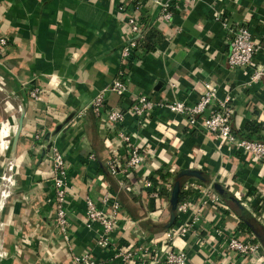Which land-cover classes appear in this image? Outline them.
Returning <instances> with one entry per match:
<instances>
[{"label":"crops","instance_id":"1","mask_svg":"<svg viewBox=\"0 0 264 264\" xmlns=\"http://www.w3.org/2000/svg\"><path fill=\"white\" fill-rule=\"evenodd\" d=\"M121 1L0 0V40H10L6 50L0 47V87L5 90L0 91V123L10 120L13 108L22 105L26 109L15 154L22 161L19 189L0 215V222L8 224L0 231V253L5 257L0 264H47L44 254L59 247L49 241L52 209L46 200L53 196V188L45 183L49 170L41 161L42 151L33 149L32 138L38 128L45 129L46 134L53 132L76 111L85 115L75 117L51 142L62 152L70 180L79 192L70 207L74 252L85 253L93 247L95 236L83 225L84 197H99L106 189L118 190V186L106 172L107 134L90 104L122 69H128L129 92L124 97L109 93L108 109L127 111L141 95L194 104L203 95L205 84L212 83L219 100L236 98L234 132L245 136L255 126L260 131L257 138L264 141V77L251 83L253 71L264 70V49L252 68L231 70L227 63L232 37L227 25L246 27L256 41L264 42V0H175L169 23L159 21L154 0H144L146 24L152 21L148 30H158L163 38L153 52L133 58L128 67L120 59L125 43L117 14ZM219 10L224 11L221 21L216 17ZM55 77L60 80L58 90L52 84ZM33 86L49 94L33 103L27 97ZM126 127L140 137L145 148L141 175L153 177L163 170L175 177V184L180 180L182 185L190 177L178 179V174L197 171L233 197L232 202L222 198L224 207H205L191 235L177 241V247L188 253L190 264H251L232 253L217 231L221 228L226 234L238 233L264 248L259 232L264 235V166L235 153L215 135L190 130L185 119L167 110L157 111L145 129L128 115ZM109 137L113 147L119 148L113 136ZM3 161L0 140V176ZM31 186L35 190L26 200ZM120 199L149 238L162 237L171 218L160 224L149 220L148 214L156 207L150 192L123 193ZM239 210L249 214L259 231L252 228L248 232L243 227ZM94 254L103 262L111 258L99 251ZM62 264H72L65 249Z\"/></svg>","mask_w":264,"mask_h":264},{"label":"built area","instance_id":"2","mask_svg":"<svg viewBox=\"0 0 264 264\" xmlns=\"http://www.w3.org/2000/svg\"><path fill=\"white\" fill-rule=\"evenodd\" d=\"M175 0H154L160 5L158 19L160 22L169 23L174 17L173 9ZM224 11H217L216 17L222 20ZM118 17L122 27L124 46L120 52L123 66L128 67L143 40L142 33L147 24L144 0H122L118 8ZM232 35L229 41L227 63L231 70H245L252 68L256 56L264 49V42H258L253 38L246 27H232L227 25ZM10 40L1 38L0 47L7 49ZM1 51V50H0ZM2 52H0V55ZM128 69H122L113 80L112 84L101 90L90 104V110L98 119L100 126L106 131L105 144L109 154L106 163V171L117 182L118 190L106 189L99 197L86 195L84 197L85 211L83 225L86 230L94 234V244L87 252L77 254L72 244V221L70 207L79 192L73 186L69 177L68 167L62 152L57 145L44 142L46 130H40L33 136V149L45 150L43 164L49 170L45 183L53 188V196L46 200L51 206L49 218L52 220L50 231V243L57 244L67 250L71 255L72 264H190L188 253L179 249L177 241L187 239L194 226L200 221L202 212L207 206L216 208L224 207L222 197L216 192L217 183H203L202 180L190 178L181 185L180 195L183 201H179L176 211V220L168 228L171 218L170 199L175 185V177L169 182H160L155 185L149 176L141 175L145 163L144 151L141 139L138 135L129 133L126 127V116L130 115L136 120L141 129L147 128L157 111L163 109L185 119L190 130H201L205 134L217 136L224 146L232 151L251 159L254 163L264 166V141L257 138L252 132H248L244 139L235 135L232 121L235 113L234 97L227 96L224 100L218 99V90L212 83L205 84V91L199 100L190 104L185 101L167 102L156 100L152 97L138 96L129 110H114L107 107V95L109 93L118 97L128 94ZM264 77V70L258 68L251 75V83H257ZM53 87L60 89V80L55 77L52 80ZM0 91L5 92L0 87ZM52 91H54L52 89ZM28 99L33 103L43 100L48 90L33 86L27 91ZM15 100L18 96L14 97ZM8 104V102H7ZM10 108L12 106L8 105ZM22 105L13 108L14 113L10 120L0 123L1 147L4 153L2 174L0 176V215L6 210L8 203L19 189L22 161L17 157H11L10 151L14 133L18 126ZM85 112L77 114L76 118H82ZM75 118V119H76ZM74 119V120H75ZM73 121L71 122V124ZM113 136V142L120 144L119 148L113 147L109 136ZM249 138V139H248ZM91 159L94 155L91 153ZM220 185V184H218ZM32 186L28 190L30 200L33 192ZM35 190V189H34ZM141 191L150 192L155 200L154 211L148 214L149 220L154 223H165L161 238H149L143 232L139 222L130 217L120 199V194H138ZM263 204H260L261 208ZM259 209V208H257ZM259 212V210H258ZM257 214V213H256ZM255 217L258 218V215ZM8 224L0 222V231H4ZM218 235L227 244L228 249L242 259H249L251 264H264V248L260 243L251 239H244L238 233L226 234L218 228ZM109 254L108 261L97 260L95 252ZM5 257L0 253V261Z\"/></svg>","mask_w":264,"mask_h":264},{"label":"trees","instance_id":"3","mask_svg":"<svg viewBox=\"0 0 264 264\" xmlns=\"http://www.w3.org/2000/svg\"><path fill=\"white\" fill-rule=\"evenodd\" d=\"M147 23V20L145 21ZM162 35L160 34V32L154 28H151L147 31V33L144 35L143 37V40L142 42H140V45H139V48L138 50L136 51V54L134 56V59H139L140 57L142 58L144 55L150 53V52H153L156 47L158 46V44H160V41L162 40ZM133 60V59H132ZM53 109V108H52ZM51 110V108H50ZM53 111V110H52ZM51 111H49V114H50ZM51 116L50 117H54V112H52L50 114ZM252 128V127H251ZM39 129V128H38ZM36 130V132H38L39 130ZM259 129V128H258ZM257 129V127H253L251 129L250 132H252L254 135L255 133L259 134L260 131ZM235 135L238 137V138H246L245 136L243 135H238L236 132H235ZM249 139V138H248ZM107 172V171H106ZM108 174V173H107ZM109 175V174H108ZM172 174L171 173H165L163 170L162 171H159L156 173V175H154L151 179V181L157 185L159 184L160 182H169L172 178ZM179 176V174H178ZM205 182L209 183L208 180H205ZM241 199V198H240ZM237 202L239 200L235 199ZM179 201L182 202L183 201V196L180 195L179 197ZM135 202V201H134ZM239 203V202H238ZM239 215H240V218L242 220V225L243 227L248 231V232H251L252 231V228H258V231H259V227H257L258 224H256L254 222V220H251L249 214L246 212V211H242V210H239ZM250 221H252V225L249 223ZM248 222V223H247ZM260 232V235H261V238L263 239V243H264V235L263 233ZM64 258V249L62 247H58V248H54L53 250H50V252H47L46 254H44L43 256V262L46 261L47 264H62V260ZM45 260V261H44Z\"/></svg>","mask_w":264,"mask_h":264},{"label":"water","instance_id":"4","mask_svg":"<svg viewBox=\"0 0 264 264\" xmlns=\"http://www.w3.org/2000/svg\"><path fill=\"white\" fill-rule=\"evenodd\" d=\"M167 0H161V3L166 2ZM118 8L119 5L117 6V12H118ZM160 10V5L156 4L155 6V12H159ZM118 14V13H117ZM152 21L146 26L144 32L142 33V35L144 36L146 31L148 30V28L151 26ZM78 114V111L73 112V114H71L70 116H68L61 124H59L56 129L53 132H49L45 135L44 137V142L45 143H50L51 140L53 138H55L57 135H59L61 133V131L67 127L76 117V115ZM25 116H26V109L23 106L22 110H21V114L19 116L18 119V126L17 129L14 133L13 136V140H12V147H11V157H15L16 154V150L20 141V137L22 135L23 132V128H24V122H25ZM45 157V150L42 151V156H41V161L44 159ZM190 177V178H197L200 180H204L203 176L201 175L200 172L197 171H184L182 173L179 174L178 179H181L182 177ZM215 190L216 192L226 201H233V197L230 195V193L223 188L221 185H215ZM180 192H181V183L180 180L175 184L172 195H171V199H170V205H171V220L170 223L168 224V228H170L173 223L176 220V211L179 205V197H180ZM235 201V200H234Z\"/></svg>","mask_w":264,"mask_h":264}]
</instances>
